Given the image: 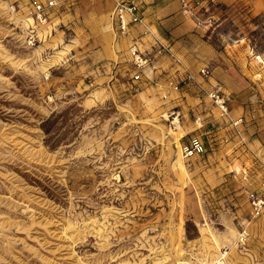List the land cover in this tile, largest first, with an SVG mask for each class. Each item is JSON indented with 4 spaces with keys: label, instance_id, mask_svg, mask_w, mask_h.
<instances>
[{
    "label": "rangeland",
    "instance_id": "1",
    "mask_svg": "<svg viewBox=\"0 0 264 264\" xmlns=\"http://www.w3.org/2000/svg\"><path fill=\"white\" fill-rule=\"evenodd\" d=\"M61 1L0 0V264H264V0L101 55Z\"/></svg>",
    "mask_w": 264,
    "mask_h": 264
},
{
    "label": "crops",
    "instance_id": "2",
    "mask_svg": "<svg viewBox=\"0 0 264 264\" xmlns=\"http://www.w3.org/2000/svg\"><path fill=\"white\" fill-rule=\"evenodd\" d=\"M122 0H76L78 14L80 17V29L83 33L82 39L88 40L90 36L96 50V55H101L102 49L105 53L112 54L114 51L113 33L117 31V24L114 18V12L118 3ZM135 2L144 14L147 22L153 28L161 31H169L173 36L179 37L187 28V22L184 20L181 0H130ZM68 2L72 3L71 0ZM63 0L61 1L62 7ZM131 33L125 37V43H141L143 41V27L138 24L130 26ZM113 32V33H112ZM103 34L104 42L100 35ZM99 48V50L97 49ZM104 52V50H103ZM104 59V58H99Z\"/></svg>",
    "mask_w": 264,
    "mask_h": 264
},
{
    "label": "built area",
    "instance_id": "3",
    "mask_svg": "<svg viewBox=\"0 0 264 264\" xmlns=\"http://www.w3.org/2000/svg\"><path fill=\"white\" fill-rule=\"evenodd\" d=\"M57 5L58 0H34L32 13L38 22L45 23L48 20L50 8H53ZM113 16L117 24V30L120 33L125 34L128 32L132 24H138L143 27V30L147 34H150L156 38V34H154L152 25L147 22L144 14L140 11L138 5L135 2L128 0L120 1L115 9ZM131 53L133 55V63L138 69V73H136L134 77L135 79H140V73L144 70V67L149 63L151 58L150 56L142 52L137 44L131 47ZM202 73L206 75L207 71L204 69L202 70ZM193 78L194 77L192 75L188 76L189 80H192ZM179 84V82L175 84L176 89L179 88ZM211 95L213 98H215L216 102L221 106V108L227 111L228 107L226 106V98L224 96H221L218 92H213ZM190 149L192 151L202 152L204 146L200 140L195 139L190 146L186 147V150ZM262 191H264V181L262 183ZM250 197L252 198V204L254 205L256 214H259L264 209L263 192L261 195L252 193Z\"/></svg>",
    "mask_w": 264,
    "mask_h": 264
}]
</instances>
